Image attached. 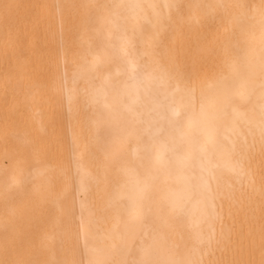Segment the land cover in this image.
<instances>
[{"label":"bare ground","instance_id":"6f19581e","mask_svg":"<svg viewBox=\"0 0 264 264\" xmlns=\"http://www.w3.org/2000/svg\"><path fill=\"white\" fill-rule=\"evenodd\" d=\"M264 264V0H0V264Z\"/></svg>","mask_w":264,"mask_h":264},{"label":"snow or ice","instance_id":"6c2138e0","mask_svg":"<svg viewBox=\"0 0 264 264\" xmlns=\"http://www.w3.org/2000/svg\"><path fill=\"white\" fill-rule=\"evenodd\" d=\"M180 264H183V262H180ZM189 264H190V262H189Z\"/></svg>","mask_w":264,"mask_h":264}]
</instances>
